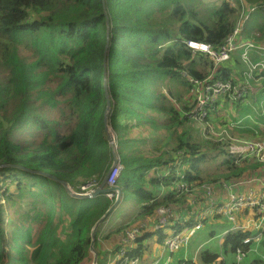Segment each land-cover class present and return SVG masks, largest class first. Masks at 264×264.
I'll list each match as a JSON object with an SVG mask.
<instances>
[{"label": "trees", "instance_id": "16d2710c", "mask_svg": "<svg viewBox=\"0 0 264 264\" xmlns=\"http://www.w3.org/2000/svg\"><path fill=\"white\" fill-rule=\"evenodd\" d=\"M252 7L257 12L249 15ZM240 10L248 15L241 42L257 41L260 36L254 37L255 30L264 33V0L211 4L204 0H0V165L19 164L53 174L74 192L81 193V187L91 182L95 189L112 164L103 125L105 68L109 126L123 166L117 185L122 201L127 192L138 202L136 218L102 236L96 232L91 249V229L114 197L99 194L79 199L58 181L0 167V264H92V251L96 264H107L112 245L121 249L114 239L120 241L126 229L138 227L137 218L149 217L165 206L179 211L191 225L205 207L203 185L214 184L216 189L222 182L264 181V163L248 156L236 164V150L230 143L208 138V127L220 130L215 104L207 109L201 125L190 117L194 102H183L179 90L184 87L192 98L189 78L203 79L212 68L201 64L207 55L192 53L185 42L217 49L232 33ZM250 17L257 22L255 28H250ZM231 66L239 69L233 55L215 67L210 82L235 81ZM234 77L245 80L243 71ZM228 106L233 109L229 119L235 120L245 102ZM48 110L58 115L48 116ZM147 127L146 131L161 134L160 143L151 150L137 144L147 138L130 137L133 129ZM217 155L228 157L212 173L203 174L202 164L211 165ZM180 183L194 192L183 191ZM8 211L12 215L6 223ZM211 218L218 225L222 217ZM150 227L154 224L141 229L126 249L129 258L138 256L148 262L149 247L144 245L154 233ZM155 231L162 244L165 231ZM209 234L214 237L213 229ZM250 235L242 230L227 232L217 248L211 241L200 249L197 261L179 250L172 254L171 264H235L238 248L246 254L240 264H264V240L261 254H255L258 244H243ZM103 241H109L111 248L106 249Z\"/></svg>", "mask_w": 264, "mask_h": 264}, {"label": "built area", "instance_id": "2783aa9c", "mask_svg": "<svg viewBox=\"0 0 264 264\" xmlns=\"http://www.w3.org/2000/svg\"><path fill=\"white\" fill-rule=\"evenodd\" d=\"M249 10L253 11L254 7ZM247 18L248 15L243 17L244 20ZM244 20H242L241 16L236 26L233 28L232 33L227 36L223 44L217 49L212 48V46L206 43H199L196 41L185 42L186 46L192 51V53L201 52L207 55L213 63L210 73L203 79L189 78V83L192 85L190 89L193 98L192 101L195 104L193 111L190 113V117L201 125L203 124V119L207 115V109L210 108L212 104L216 103L218 99L221 98L225 99V101H228L229 103H236L244 99L249 88V83L246 80H241L240 82L236 80L231 81L230 79L225 81L218 79L210 82L216 66L227 62L231 58L232 54L238 49L242 50V52H240L241 58L244 63L249 65V67L251 65L253 68L264 66L260 61L255 62L256 64L253 65L254 63L250 60V51H263L264 53V46H260L256 41L252 40L241 42L240 38L242 36ZM251 70L255 69L251 68ZM207 132H209L207 134L210 135L208 138H214L217 141H225L230 143V146L235 147L236 153L234 162L236 164L242 162L248 156H252L256 161L264 163V131L261 135L263 138L260 140H246L240 138L241 140H244L241 141L243 144L241 148H238L231 140L219 137L220 130L216 131L214 128L208 127ZM122 167L123 166L118 158L117 162L113 164L111 172L107 177L106 185L108 187L117 186V181ZM258 181V179H247L230 184L222 182L219 183L221 186L216 189H214V184L203 185L202 188L204 189V197L206 199L201 200V204H204L205 207L197 216H195L196 220L194 223L186 225L185 227H172L170 231L165 234L162 247H164L163 250L167 253V256L161 264H169L167 263L168 258L170 261L172 254L179 250H184V256L187 257L189 243H191L197 232L202 228L203 219H207L212 215H220L228 221L233 222L234 226L229 230V232L242 230L252 233V235L243 241V244L251 242L256 244L259 243L263 239L264 235V184L262 183L258 189L252 187L248 189L245 188L247 185ZM93 185V182H91V184L87 183L81 187V191L83 193H89L94 189ZM179 188L189 193L194 192V190L186 189L185 184L183 183H180ZM219 190L225 193V200H220L218 198L220 195L218 192ZM105 195L108 198H115L116 192L106 193ZM190 203L193 204V200H191ZM245 210H248L251 213H249V216L245 220L244 224H238L236 216L237 214L243 215ZM176 212L177 211L172 207H158L155 210L158 227L155 228L157 230L168 228L165 226L171 219H173ZM158 215L160 216L158 217ZM145 227L146 224L143 226L139 224L138 227L126 229L125 235L120 237V242H133L141 229H144ZM245 255L246 254L241 250V248H238L234 256L235 264H240ZM155 259L158 261H155L152 264H159L162 260V255ZM192 259L195 261L194 257H192ZM114 261L116 264L150 263V261H141L138 256L129 258L126 249L123 247L118 251Z\"/></svg>", "mask_w": 264, "mask_h": 264}, {"label": "rangeland", "instance_id": "374dc122", "mask_svg": "<svg viewBox=\"0 0 264 264\" xmlns=\"http://www.w3.org/2000/svg\"><path fill=\"white\" fill-rule=\"evenodd\" d=\"M204 1L206 2V4H208V3L211 4L215 0H204ZM243 7H246L244 3H243ZM254 10H255V8H254ZM254 10L252 12H250L249 15L252 14L253 12L254 13L257 12L256 10H255L256 12ZM249 11H251V10H249ZM240 12H241V14H240ZM237 13H238V15H240V17L242 16V20H244L243 19V17H244L243 11L240 10ZM256 25H257V22L254 20L253 17H250V28H255ZM259 33H261V32H259ZM259 33L254 34V37L257 38L259 36ZM243 34L245 35V33H243V31H242V35ZM256 42L258 43V45L264 46V38L262 40L256 41ZM259 42H261V43H259ZM257 53L258 54L254 55L253 57H250L251 62L254 63L253 65H255L256 64L255 62L260 61L264 65V55H263L264 53H263V51H259ZM233 57L237 59V67L240 69V70L235 69L234 72L235 71H243L245 80L248 83L250 82L249 84H251L254 88L259 89L263 85V82H264V74H261V71L264 73V66L253 68V66L251 65L249 67V65L244 63V61L242 60L240 52L234 53ZM201 64H206L207 69L212 67L211 65H213V63L211 62V60L208 57L206 60H203V62ZM198 68H199V70H201L202 66H198ZM251 68L255 69V70H251ZM202 71H204V70H202ZM256 75H260L259 77H261V79H256L258 77ZM232 76L234 77V75H232ZM240 81H241V78H240ZM167 84H168V81L165 79L164 84H163V91L166 94L168 93V90L166 88ZM179 90L181 91V93L183 95L182 101L186 102V103L188 102V104L191 105L193 101H192V98H189V93L184 92V87H180ZM245 99H246V96L243 99L244 102H245ZM228 105H229L228 102H225V104L221 103V106L224 107L227 110V112L231 115L232 108L229 107ZM175 107H177V106L175 105ZM227 107H229V108H227ZM217 110H219L218 114L220 115L219 120L216 121V122L220 123L219 137H224L225 139L231 140L233 142V144H235L238 148L242 147L243 144L241 141H244V140H241L240 138L246 139V140H260L263 138V137H261V138L258 137V134L262 135V133L264 131V122L262 121L263 120L262 116H264V93H262L261 91H259L256 95H253V93L248 94V100H247V102H245V106L240 110V112L237 113L235 120H233V119H231L229 121L225 120L223 112L218 106H216V111ZM47 114H48V116H57L58 115V113L56 111H53V110H48ZM255 119H259V121H256ZM226 121H228V122L224 123ZM221 125H224V126H221ZM226 125H228L232 130L229 131ZM241 128H245V130L241 129ZM146 129L150 130V127L142 128V129H133L130 132V137H132V138H138V137L147 138L145 141L138 142L137 144L140 146H142V144H144L145 148L147 150H151L152 148H155L156 146H158V144L160 143L157 140V137L160 139L161 134H160V131H158V132L153 131V133H150V132L146 131ZM233 148L235 149V147H233ZM227 157H228L227 155H217L215 157V159L212 161L211 165L203 163L202 164L203 174L212 173L213 170L215 169L216 165L217 164L219 165L221 163V161ZM153 172H154V170H151L150 174H152ZM113 187H116V186H113ZM218 192L220 194L218 198H220V197L226 198V195L223 191L219 190ZM124 195H125V197H124L123 201L121 203H119L118 206L116 207V209L108 215V217H107L108 219L99 224V225H101L103 223V225H101L100 227H97L96 232L99 235H101V236L104 235L111 228L118 227L120 225V223H122V222H128L130 219H132L134 217L136 218V215L138 213L137 212L138 202H137L136 198L132 194L129 195V193H127V192H125ZM21 206H24V204H21ZM11 215H12V212L8 211L7 217H6V219H7L6 223H9V221H10L9 219H10ZM159 216L160 215H158V217ZM211 217L207 220V222L204 225L201 226L202 228L197 232L196 236L192 239L191 243H189L187 256L192 255V257H194L196 261L198 260V254H199L198 251L200 249L202 250L211 241L214 244V247L217 248L218 243H220L222 241L221 240L222 235L227 230H230L234 226L233 222L228 221L224 217H222L218 221L219 222L218 225H215V224H217V221L216 222L211 221V219H212ZM195 220H196V217L194 218V221ZM12 221H14V218L12 219ZM137 223L141 224L142 226L144 224H146V226L150 223L154 224L153 228L152 227L149 228V229H154L153 230L154 233L152 234L151 239L146 240L147 243H145V245H144L145 249L149 247L147 257L149 258L148 262L150 261V263H148V264H152L155 261H158L155 258L159 257L160 255H162V259H164V258L166 259L167 253L163 250L164 247H162V244L158 240L159 233L155 231V230H157L155 227H158V221L156 220L155 212L153 215H151L149 217L137 218ZM170 224H173L174 225L173 227H180L181 225H183V227L186 226V222L184 219L181 218V214L179 211L176 212L173 219H171L165 227H168ZM8 226L9 227H7V229L9 231H11V229H12L11 225H8ZM170 229L171 228L168 227V228H163L162 230H164L165 233H168L170 231ZM210 229L211 230L213 229V231H214V237L213 238H211V236L209 234ZM263 240H264V237H263ZM114 241L118 245H121L120 248L123 247L124 249H127L128 247H131L133 245L132 242L131 243H120L118 238H117V240L115 238ZM103 242H106V241H103ZM107 242H109V241H107ZM106 243H104L103 245H106ZM108 248H111V247H108ZM262 249H263L262 247L257 245L256 250L253 252H255V254H261L260 252ZM117 253H118V248L116 246L112 245V249L110 251H108V255H107L108 263L107 264H116L114 260H115V256L117 255ZM180 255H181V253L178 252L175 254V257L177 258ZM93 259H94V257H93ZM172 259L173 258H171V260L169 261V258H168L167 263L171 264ZM229 260H230V258L227 257V261H229ZM92 264H93V262H92Z\"/></svg>", "mask_w": 264, "mask_h": 264}, {"label": "water", "instance_id": "95a60500", "mask_svg": "<svg viewBox=\"0 0 264 264\" xmlns=\"http://www.w3.org/2000/svg\"><path fill=\"white\" fill-rule=\"evenodd\" d=\"M102 2L104 3V0H102ZM106 23L108 24V20H106ZM108 37V34H107ZM108 46V40L106 42V46H105V51H104V55L106 54V49ZM104 67H105V58H104ZM105 78H106V70L104 68V73H103V90H104V97H105V109L103 112V125H104V130L107 136V140L108 143L111 147L112 150V164L111 167L108 169V171L106 172V175L104 176L103 180L101 181V183L92 191H90L89 193H78V192H74L69 185L63 181V180H59L57 179L53 174L50 173H46L44 171L41 170H30L28 168H25L19 164H12V165H7V164H2L0 165V167H14L20 170H24L26 172H33L36 174H39L41 176H45L47 178H50L52 180L58 181L59 183H61L66 191L72 196V197H76L79 199H85V198H93L99 194H106V193H110V192H116V197L112 203V205L106 210V212L100 217V219L94 224V226L91 229V249L93 247L94 244V238H95V233H96V229L98 227V225L104 221V219H106V217L110 214V212H112V210H114V208L121 203L122 201V190L119 186L116 187H106V180L108 175L111 172V168L113 166V164H115L118 160V156H117V152L115 150L116 146H115V140H114V135L110 129L109 126V111H110V107H111V101L108 95V91H107V86H106V82H105ZM93 252V251H92ZM93 264H96V253L93 252Z\"/></svg>", "mask_w": 264, "mask_h": 264}, {"label": "crops", "instance_id": "0c3cea01", "mask_svg": "<svg viewBox=\"0 0 264 264\" xmlns=\"http://www.w3.org/2000/svg\"><path fill=\"white\" fill-rule=\"evenodd\" d=\"M257 33H259V31L258 30H255V32L253 33V35L254 34H257ZM259 36H260V38L257 40V41H260V40H262L263 38H264V33L262 34V32L261 33H259ZM258 36V37H259ZM250 40H252L251 38H250ZM253 41V40H252ZM259 43H261V42H259ZM241 49H238V50H236L234 53H236V52H239ZM234 53L232 54V55H234ZM256 54H258L257 53V51H255V50H251L250 51V57H253L254 55H256ZM230 76L231 75H236L237 74V71H235L234 72V69L232 68V66L230 67ZM243 75H244V72H243ZM256 76H258L256 79H261V77H259L260 75H256ZM231 78H233L234 80H236V81H240V79H238L237 77H231ZM241 82V81H240ZM250 83V82H249ZM263 84H264V82H263ZM259 91H261L262 93H264V85H262L259 89H257V88H254L251 84H249V88H248V91H247V93L249 94V93H253V95H256ZM248 94L246 95V99H245V102H247V100H248ZM243 102H244V100H242ZM221 103L222 104H225V99H218L217 101H216V103H214L215 105V108H216V106H218L219 107V105H221ZM221 109V108H220ZM222 110V112H223V115H224V117H225V120H231V119H229V117H230V114L227 112V110L225 109V108H223V109H221ZM232 111H233V109H232ZM231 111V112H232ZM232 114V113H231ZM227 121V122H228ZM263 121V120H262ZM264 122V121H263ZM227 126V125H226ZM220 129V128H219ZM241 129H244L245 130V128H241ZM258 137H261V135H259L258 134ZM259 181L258 182H255V183H253V184H250V185H247L245 188L246 189H248V188H255V189H258L261 185H262V183L264 184V181H262V180H260V179H258ZM220 200H225L226 198L225 197H220L219 198ZM249 213H251L250 211H248V210H245L244 211V214L243 215H241V214H237V216H236V218H237V223L238 224H244V222H245V220L248 218V216H249ZM189 217V216H188ZM222 217V216H221ZM185 218H187V217H184V218H182V219H184L185 220ZM263 241V239L259 242V243H257L259 246H260V244H261V242ZM107 242V241H106ZM106 242H103L102 244H104V243H106ZM221 243V242H220ZM219 243V244H220ZM109 242H107L106 243V245H103L104 247H106V249H108V247H111V246H109ZM256 246L257 245H255V247H254V251L256 250ZM147 254H148V250H147ZM148 258V257H147ZM148 260H149V258H148Z\"/></svg>", "mask_w": 264, "mask_h": 264}, {"label": "clouds", "instance_id": "9594fccd", "mask_svg": "<svg viewBox=\"0 0 264 264\" xmlns=\"http://www.w3.org/2000/svg\"><path fill=\"white\" fill-rule=\"evenodd\" d=\"M255 11V10H254ZM250 12H252V11H249V13ZM245 21V20H244ZM243 30H244V22H243ZM248 41V40H247ZM118 186V185H117ZM106 187H108L107 185H106ZM81 193H83V192H81ZM115 197H116V195H115ZM214 215H212V217H213ZM218 216H220V215H218ZM210 218V217H209ZM208 218V219H209ZM202 225H203V221H202ZM227 232H229V230H227L223 235H222V237L227 233ZM232 232V231H231ZM221 244V243H220ZM256 244V243H255Z\"/></svg>", "mask_w": 264, "mask_h": 264}]
</instances>
